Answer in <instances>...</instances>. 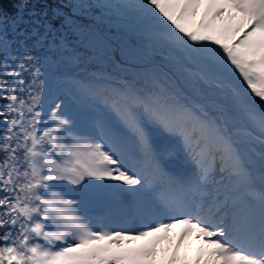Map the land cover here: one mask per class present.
Listing matches in <instances>:
<instances>
[{"label":"snow or ice","instance_id":"1","mask_svg":"<svg viewBox=\"0 0 264 264\" xmlns=\"http://www.w3.org/2000/svg\"><path fill=\"white\" fill-rule=\"evenodd\" d=\"M0 264H264V0H0Z\"/></svg>","mask_w":264,"mask_h":264}]
</instances>
